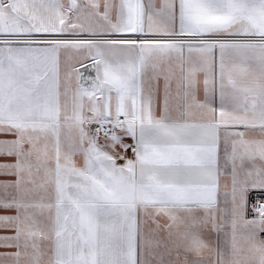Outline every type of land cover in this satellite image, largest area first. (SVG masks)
I'll list each match as a JSON object with an SVG mask.
<instances>
[{
	"label": "snow or ice",
	"instance_id": "obj_1",
	"mask_svg": "<svg viewBox=\"0 0 264 264\" xmlns=\"http://www.w3.org/2000/svg\"><path fill=\"white\" fill-rule=\"evenodd\" d=\"M0 264H264V0H0Z\"/></svg>",
	"mask_w": 264,
	"mask_h": 264
}]
</instances>
